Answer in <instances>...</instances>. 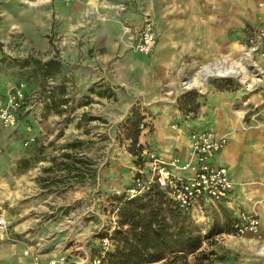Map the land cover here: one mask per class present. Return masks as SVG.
I'll list each match as a JSON object with an SVG mask.
<instances>
[{"label":"rangeland","instance_id":"obj_1","mask_svg":"<svg viewBox=\"0 0 264 264\" xmlns=\"http://www.w3.org/2000/svg\"><path fill=\"white\" fill-rule=\"evenodd\" d=\"M51 2L0 0V26L3 27V31H0L2 105L8 106V97L14 87L24 83L25 90L27 88L17 123L4 127L0 121V214L3 213L8 221V236L0 234V264H48L50 259L61 255L66 257V264H91V248L98 241L94 238L114 226L116 217L115 210L111 212L110 196L128 191L136 173L135 157L129 150L130 141L126 137L125 128L121 127L130 111L113 127L104 125L108 121L90 111L81 123L79 117L82 115V107L92 101L85 100L89 96L78 93L79 85L74 80L78 65L62 62L56 49L33 47L42 38L40 36V40L35 42L32 32L37 28L35 24L41 23L40 17L36 16L34 22L31 14L17 18L22 11L28 12L31 7ZM122 5L126 10L125 3L116 5L120 12L124 10H121ZM52 17L50 23L52 21L54 25L58 19L55 14ZM11 22L19 24L21 29L14 27L9 30ZM248 26L244 27L243 32ZM43 35L45 43L58 40L56 32H45ZM243 38L238 31L232 29L228 32V39L234 42ZM130 46L129 49L136 52L134 45ZM156 49L157 47L145 56L152 58ZM191 55L186 60L193 58L194 55ZM222 56L218 54V60H223ZM50 57H55L63 64L61 70L45 78L42 65L36 66L32 62L34 59L47 61ZM213 65L215 64L197 62L182 76L181 86L184 92H198V106L194 112L187 113L178 104L184 115L197 113L201 94L198 84L186 87L185 82L195 76L200 66ZM108 69L113 70V66ZM232 69L234 72L228 76L232 78V84L228 89L236 90L240 83L244 85L243 72L237 76L240 68ZM247 71L252 73L250 67ZM213 78L222 77L213 71L205 82L203 79L199 81L205 84L208 82L216 88ZM97 83L96 81L93 85ZM91 85L89 87L92 88ZM48 89H54L55 108L46 107L48 99L45 96ZM62 96L67 100L65 104L60 103ZM91 108L93 107H89ZM260 108L264 107L255 108L257 114L261 113ZM140 110L144 113L143 109ZM145 119L152 121L147 115ZM146 134L142 133L141 137ZM76 141H81L83 146L71 147L70 144ZM64 148L67 150L62 151ZM2 153L9 155L8 158L4 159ZM67 153L72 154L73 158H68ZM28 154L32 155L30 159L23 157ZM23 159L28 161L27 165L21 163ZM40 159L42 163L36 169ZM72 159L79 161L77 167L82 173L80 175L86 177L83 181L65 177L63 166ZM49 167L52 170L46 171ZM255 195L254 197L251 192L228 202L201 199L194 203L191 212L196 226L201 233H208L210 237L199 252L189 257L188 264H264V193L258 192ZM239 211L257 214L261 223L257 234L238 235L231 229L230 223ZM28 249L29 253L26 254Z\"/></svg>","mask_w":264,"mask_h":264},{"label":"crops","instance_id":"obj_2","mask_svg":"<svg viewBox=\"0 0 264 264\" xmlns=\"http://www.w3.org/2000/svg\"><path fill=\"white\" fill-rule=\"evenodd\" d=\"M49 1L51 4L19 12L17 18L31 14L34 22L36 16L40 17L41 23L35 24L37 28L32 32L35 42L42 38L33 47L56 49L62 62L78 65L74 73L78 93L92 101L82 107L81 123L90 111L106 119L108 123L104 125L113 127L138 104L154 127L152 133L141 137L144 144L159 156H176L182 161L191 153L190 132L214 129L229 138L215 162L229 169L235 183L232 198L264 193V108L259 109V114L255 110L264 107V87L247 90L240 83L236 90H218L208 82L198 81L200 107L195 115H184L177 101L184 93L182 76L197 62H224L231 68H240L243 81L252 78L241 59L246 50L247 28L264 24L260 0ZM120 3L126 4V10L118 11L116 5ZM54 14L58 21L53 25L50 19ZM147 19L157 34V43L159 37L152 58L129 49L137 43V29ZM12 22L9 30L21 29ZM245 26L248 27L243 32ZM232 29L242 38L244 34V38L237 42L228 39ZM45 32L58 33V40L45 43ZM191 54L193 58L186 60ZM218 54L223 55V60H218ZM256 62L264 70V60L259 55ZM1 155L4 159L9 156ZM23 157L30 159L32 155ZM41 163L40 159L36 169Z\"/></svg>","mask_w":264,"mask_h":264},{"label":"trees","instance_id":"obj_3","mask_svg":"<svg viewBox=\"0 0 264 264\" xmlns=\"http://www.w3.org/2000/svg\"><path fill=\"white\" fill-rule=\"evenodd\" d=\"M32 63L36 66L42 65L45 78L61 70L63 64L54 58L47 61L34 59ZM212 82L218 90H224L231 88L232 78H213ZM45 97L48 99L46 107L55 108L54 89L46 90ZM197 97L196 90H189L181 94L177 101L180 108L189 113L197 109ZM66 102L67 100L62 96L60 103ZM140 109L138 104L134 105L121 124L130 141L129 150L135 157L134 165L136 166H144L143 160L139 157L140 149L144 144L141 142L140 123H146L147 133L153 131L152 123L145 119ZM70 146L78 148L81 144L78 141ZM66 156L73 158L69 153ZM27 162L26 159L21 161L26 165ZM77 162L79 161L72 159L70 163H65L63 166L66 172L65 177L83 181L86 177L80 175L82 173L77 167ZM50 170H52L50 167L46 169V171ZM136 177H141L147 182L149 169L146 168L142 174L135 173L132 187L136 186ZM110 202L111 212L115 210L114 226L100 232L94 238L98 241L91 248V264H188L189 257L199 252L210 237V234H203L198 230L191 208L181 205L171 195L168 187L163 188L156 181L151 182L148 188L136 194H130L128 191L113 193L110 196Z\"/></svg>","mask_w":264,"mask_h":264},{"label":"built area","instance_id":"obj_4","mask_svg":"<svg viewBox=\"0 0 264 264\" xmlns=\"http://www.w3.org/2000/svg\"><path fill=\"white\" fill-rule=\"evenodd\" d=\"M69 3L71 0H61ZM125 7L121 6V10ZM260 11L264 14V0L259 2ZM137 43L134 49L144 55L151 54L157 45V34L152 23L147 19L137 29ZM246 50L242 56L245 68H251L252 78L243 81L247 90H253L257 86H264V70L256 62V55L264 60V24L250 26L246 31ZM211 73L215 71L221 77L230 76L234 70L224 62L215 64ZM243 71L239 70L237 76ZM26 99L25 84L14 87L9 95L7 104L2 105L0 100V121L4 127L14 126L17 123L19 109ZM66 107V105H65ZM142 133H147L145 122L140 123ZM191 153L188 159L182 161L179 157H165L154 153L146 144L142 145L139 157L144 166L135 165L136 173H144L149 169V179L145 182L141 177H136V186L128 192L136 194L148 188L151 182H158L161 187H168L171 195L186 208L193 207L198 200L204 199L211 202L229 201L232 199L235 187L228 167L215 162V158L228 144L227 134H220L211 128L193 130L190 132ZM260 219L257 214L247 211H239L230 223L231 229L238 235L257 234L260 230ZM0 234L8 236V221L3 213L0 214ZM29 253V249L26 254ZM37 256L35 260H37ZM97 263V262H96ZM48 264H66V257L50 259Z\"/></svg>","mask_w":264,"mask_h":264},{"label":"bare ground","instance_id":"obj_5","mask_svg":"<svg viewBox=\"0 0 264 264\" xmlns=\"http://www.w3.org/2000/svg\"><path fill=\"white\" fill-rule=\"evenodd\" d=\"M210 73H211V68L206 67V66H204V67H201L200 66V69L197 71V73L195 74V76L193 78L189 79L187 82H185L186 87H190L193 84H196L199 81V79H203L204 82H205L207 80L208 76L210 75ZM251 243H253V242H251Z\"/></svg>","mask_w":264,"mask_h":264}]
</instances>
